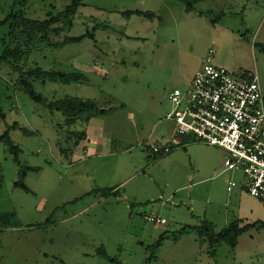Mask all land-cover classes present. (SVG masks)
<instances>
[{
    "label": "rangeland",
    "instance_id": "374dc122",
    "mask_svg": "<svg viewBox=\"0 0 264 264\" xmlns=\"http://www.w3.org/2000/svg\"><path fill=\"white\" fill-rule=\"evenodd\" d=\"M81 1L72 27L50 32V38L61 43L90 32L95 39L59 50L44 44L21 66L84 73L86 83L36 81L34 87L48 101L69 96L95 102L107 110L104 116L69 126L62 113L25 95L17 85L19 74L0 63V136L18 124L10 138L21 149L18 165L0 143V264H146L161 235L199 226L206 209L221 231L226 212L237 209L241 173L234 177L238 187L230 204V173L199 184L193 156L184 155L182 147L153 155L150 147L160 129L149 137L159 122L171 133L169 96L191 85L210 49L217 51L218 66L236 77L257 78L264 94V0H209L190 13L176 0ZM71 3L0 0V22L13 10L45 21ZM127 11L155 17L128 16ZM8 32L0 29V55ZM95 131L110 146L74 157L86 139L81 135ZM220 157L224 164L226 158ZM21 170L27 172L30 192L15 187ZM116 187L117 195L88 196ZM243 194L242 205L254 211L248 222L262 225L244 232L235 248L221 245L213 258L197 235L189 234L178 242L165 240L148 264H264V201ZM154 214L168 223L144 219Z\"/></svg>",
    "mask_w": 264,
    "mask_h": 264
},
{
    "label": "built area",
    "instance_id": "2783aa9c",
    "mask_svg": "<svg viewBox=\"0 0 264 264\" xmlns=\"http://www.w3.org/2000/svg\"><path fill=\"white\" fill-rule=\"evenodd\" d=\"M217 51L210 49L191 85L169 96L174 136L152 145L153 155H169L182 144V138L226 152L224 167L244 176L246 192L264 201V94L257 78L236 77L216 64ZM232 179L228 191L237 187ZM145 220L164 226L159 215Z\"/></svg>",
    "mask_w": 264,
    "mask_h": 264
},
{
    "label": "trees",
    "instance_id": "16d2710c",
    "mask_svg": "<svg viewBox=\"0 0 264 264\" xmlns=\"http://www.w3.org/2000/svg\"><path fill=\"white\" fill-rule=\"evenodd\" d=\"M182 3L185 7V10L190 13L194 10V7L202 2L209 0H176ZM82 6L81 0H72L71 5L64 11L59 13L57 16H51L50 19L45 21L32 20L25 17L23 12L12 11L8 14L3 21L0 22V29L8 28V38L5 45V50L3 54L0 55V63L6 64L11 67V69L19 74L18 87L29 96L36 103L43 104L48 107L51 112H60L66 118V121L69 126H74L80 120L86 119V122H90L93 118L104 116L107 113V110L103 109L97 103L92 101H85L75 97L66 96L53 101H48L41 94L37 93L34 87L36 81H41L42 83L48 82H59L64 84L70 83H86L89 81L88 77L79 71L65 73L61 71H45L40 68L29 69L25 71L22 68V63L28 61L30 55L35 51H41L44 44L47 48L59 50L70 43H81L85 39H95L94 34L90 32L82 35L80 37H66L63 42L55 43L50 38V32L58 34L65 29H70L73 25L75 16L77 15L80 7ZM128 16H137L142 17L148 20L154 19L155 15L151 12L143 11H127L125 12ZM223 13L219 14V20L223 17ZM62 23V27L53 28L55 25ZM247 77L246 75H244ZM249 79V77H247ZM252 79V78H250ZM3 118L4 115H2ZM18 124H14L9 127L5 133L0 136V143H5L10 154L14 157L15 162L18 165H21L20 154L21 149L18 146H15L13 141L10 138L11 128H17ZM83 140L86 138V135L83 133ZM162 157V156H158ZM27 172L21 170L20 172V181L15 183V187L22 188L26 192L31 190L25 184L24 179H26ZM1 188V184H0ZM118 190L113 189H104V190H95L88 194L91 195H101L107 197L108 195H117ZM9 216H6L5 219H8ZM0 217V221H2ZM262 224H254L249 227H240V221H233L229 226L221 231H217L216 226L207 221H201L199 226H184L179 232L172 234L165 233L161 235L160 240L152 247V254L149 259L146 260V264L152 262L165 240L170 239L173 241H180L184 235L196 234L199 240V243L202 246H207V249L204 251L205 254L213 258L217 255V248L221 245H226L231 248H235L238 244L239 237L246 232L251 227H256ZM103 255H105L103 253Z\"/></svg>",
    "mask_w": 264,
    "mask_h": 264
},
{
    "label": "crops",
    "instance_id": "0c3cea01",
    "mask_svg": "<svg viewBox=\"0 0 264 264\" xmlns=\"http://www.w3.org/2000/svg\"><path fill=\"white\" fill-rule=\"evenodd\" d=\"M166 120L169 121L167 119V117H166ZM169 122H171V121H169ZM171 123L174 125L173 122H171ZM162 125L163 124H161V122H159L158 125L156 126V129L154 130V132L152 134H150V137H149V138L154 137L155 133L158 132L157 130L160 129V132H158V135L156 134L157 137L155 136L157 141H158L156 144L165 143V142L169 141L170 139H172V137L174 136L175 125L172 128L171 133L165 132V130H166L165 127L161 130ZM99 134L100 133L98 131L97 132L95 131L94 133H87L86 139L83 142H81V146L77 147L78 151L75 150V153H73V156L76 157L78 155H84V154L86 156H91V155H94L98 152V148L104 149V148H107L108 146H110L108 141L104 140L102 138V135H99ZM181 142H182V144L178 147L183 148V151H184L183 153H185L184 155L189 154V155L193 156L192 157L194 160L193 168L197 173L196 175L201 177V180H199L197 183L202 184L203 182H210V181H213L215 179H218L220 176H223L227 173H230V172H227L225 170L224 164H221V162L219 160V158H221L220 155H223L224 158H226L225 157L226 156L225 151L218 149V148H215V147L207 146L205 144L204 145L206 148L197 146L196 144L200 143V142H196L191 138H182ZM177 148H175V149H177ZM198 148H200V149H198ZM203 149H206L207 151L203 152ZM174 150L171 153H173ZM82 151H84V152H82ZM173 157H176V154ZM235 175L236 174L230 173V176L226 179V191H227V195H228L230 204H231V199H233V197H235V192H234L235 189H233L232 192H229L227 188H228L229 182L232 179H234ZM118 187H120V186H118ZM118 187H116V189L119 192L120 189ZM237 187H238V185H237ZM240 187H241L240 188V194L238 197H236L237 198V203H236L237 209L234 211L233 214L229 211L226 212V215H224V217L222 218V224L224 226L223 229L227 228L231 222L236 221V220L240 221V227L241 228L253 226L256 223H258V224L260 223V222H256L253 224V223L248 222L249 218H251L254 215V211L248 210L246 208V206L242 205L243 198H244L243 193H247L245 186H244V179L240 182ZM133 206L134 205H131L130 207L132 208ZM204 212H206V214L204 213L205 220H207V221H209L215 225L216 223L212 219H209L210 217H207L210 214L209 213L210 210L206 209V211H204ZM144 219H145V215H144ZM251 228H253V227H251Z\"/></svg>",
    "mask_w": 264,
    "mask_h": 264
}]
</instances>
